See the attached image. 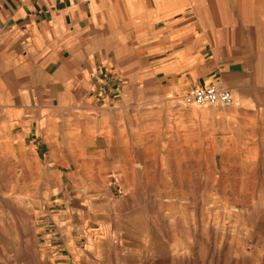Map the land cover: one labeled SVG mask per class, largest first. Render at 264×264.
<instances>
[{"label":"rangeland","instance_id":"374dc122","mask_svg":"<svg viewBox=\"0 0 264 264\" xmlns=\"http://www.w3.org/2000/svg\"><path fill=\"white\" fill-rule=\"evenodd\" d=\"M204 69L233 108L135 82L131 109L55 129L61 149L0 105V264H264V64Z\"/></svg>","mask_w":264,"mask_h":264},{"label":"crops","instance_id":"0c3cea01","mask_svg":"<svg viewBox=\"0 0 264 264\" xmlns=\"http://www.w3.org/2000/svg\"><path fill=\"white\" fill-rule=\"evenodd\" d=\"M248 64H264V0H0V105L25 144L61 149L55 129L131 109L135 82L235 99L204 66Z\"/></svg>","mask_w":264,"mask_h":264},{"label":"built area","instance_id":"2783aa9c","mask_svg":"<svg viewBox=\"0 0 264 264\" xmlns=\"http://www.w3.org/2000/svg\"><path fill=\"white\" fill-rule=\"evenodd\" d=\"M184 103L198 108L217 106L233 108L235 99L230 90L211 85L189 90L184 97Z\"/></svg>","mask_w":264,"mask_h":264}]
</instances>
